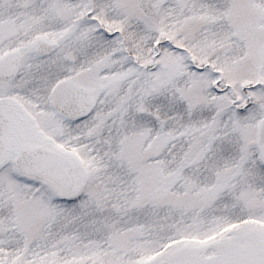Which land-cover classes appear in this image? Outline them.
Listing matches in <instances>:
<instances>
[{
	"label": "snow or ice",
	"instance_id": "1",
	"mask_svg": "<svg viewBox=\"0 0 264 264\" xmlns=\"http://www.w3.org/2000/svg\"><path fill=\"white\" fill-rule=\"evenodd\" d=\"M0 264H264V0H0Z\"/></svg>",
	"mask_w": 264,
	"mask_h": 264
}]
</instances>
